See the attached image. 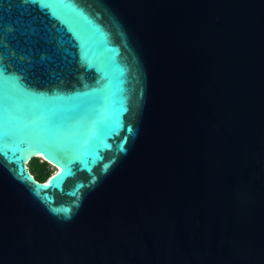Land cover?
I'll use <instances>...</instances> for the list:
<instances>
[{
  "label": "water",
  "instance_id": "obj_1",
  "mask_svg": "<svg viewBox=\"0 0 264 264\" xmlns=\"http://www.w3.org/2000/svg\"><path fill=\"white\" fill-rule=\"evenodd\" d=\"M0 264H264V0H0Z\"/></svg>",
  "mask_w": 264,
  "mask_h": 264
},
{
  "label": "trees",
  "instance_id": "obj_2",
  "mask_svg": "<svg viewBox=\"0 0 264 264\" xmlns=\"http://www.w3.org/2000/svg\"><path fill=\"white\" fill-rule=\"evenodd\" d=\"M49 164L39 157L31 158L27 162V169L33 175L34 179L37 181H44L52 171L49 170Z\"/></svg>",
  "mask_w": 264,
  "mask_h": 264
},
{
  "label": "rangeland",
  "instance_id": "obj_3",
  "mask_svg": "<svg viewBox=\"0 0 264 264\" xmlns=\"http://www.w3.org/2000/svg\"><path fill=\"white\" fill-rule=\"evenodd\" d=\"M40 159H41V158H40ZM48 167H49V170H50V171L54 172V168H53L50 164H49ZM55 170H56V169H55Z\"/></svg>",
  "mask_w": 264,
  "mask_h": 264
},
{
  "label": "bare ground",
  "instance_id": "obj_4",
  "mask_svg": "<svg viewBox=\"0 0 264 264\" xmlns=\"http://www.w3.org/2000/svg\"><path fill=\"white\" fill-rule=\"evenodd\" d=\"M54 168V172L57 170V167H53ZM56 169V170H55Z\"/></svg>",
  "mask_w": 264,
  "mask_h": 264
}]
</instances>
